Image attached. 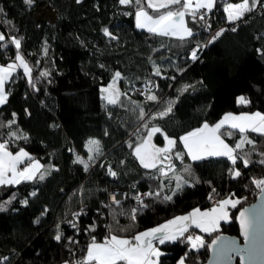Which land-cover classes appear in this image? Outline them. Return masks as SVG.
I'll use <instances>...</instances> for the list:
<instances>
[{
    "label": "trees",
    "instance_id": "obj_1",
    "mask_svg": "<svg viewBox=\"0 0 264 264\" xmlns=\"http://www.w3.org/2000/svg\"><path fill=\"white\" fill-rule=\"evenodd\" d=\"M242 1L218 0L209 11L207 28L201 26L205 18L196 17L193 22L191 13H186L185 26L196 35L181 38L136 28L139 8L134 2L32 0L29 5L25 0H0L4 9L0 20L5 21L0 24V33L5 35L0 62L15 61L17 50L10 41L22 38L19 52L32 70L27 77L17 68L14 78L5 83L0 143L11 151L25 149L45 173L44 181L38 180V172L33 181L0 185V264H74L84 260L93 237L96 242L112 235L133 239L192 208H210L226 198L240 201L235 209L230 208V220L213 233L200 231L197 235L204 244L197 249H191L186 237L159 246L165 253L161 264H177L181 257L185 264H202L218 234L239 236L238 210L254 200L260 190L256 182L264 174L260 163L264 134L232 130V135H222L235 151V164L227 157L193 162L184 156L181 160L174 153L186 152L179 139L182 135L205 122L213 125L228 112L264 115V0H248L252 11L230 23L225 6ZM147 4L141 0L139 7L151 15ZM47 8L55 11L52 21L38 16ZM170 9L177 10V6ZM105 28L116 39H109ZM221 30L214 43H207L211 32L215 35ZM197 45L206 47L198 48V59L193 62L191 52ZM156 68L161 69L159 76ZM44 71L49 76L40 78ZM116 72L121 74L118 79ZM114 81L121 103L110 105L103 90ZM149 87L151 91H145ZM150 94L158 100L148 101ZM241 96L248 100L246 105L237 103ZM169 101L174 102L172 112L159 116ZM139 107L154 119L141 118ZM153 126L161 128L153 136L156 143L163 144L164 136L176 141L171 169L167 163L145 169L129 147L130 142L145 138ZM137 130L139 136H134ZM24 136L28 139L23 140ZM90 140L99 141L103 156L85 171L73 161L76 156L87 160ZM109 167L117 173L115 177L108 174ZM161 167L167 175L161 174ZM185 167H190L192 176ZM236 171L240 177H235ZM177 177L187 181L178 193ZM112 188L128 190L119 205L107 200ZM149 192L161 195H146ZM139 193L144 195L143 209L134 205ZM168 195H173L172 201L163 199ZM133 208L135 220L130 218ZM58 231L60 241L55 239Z\"/></svg>",
    "mask_w": 264,
    "mask_h": 264
},
{
    "label": "snow or ice",
    "instance_id": "obj_2",
    "mask_svg": "<svg viewBox=\"0 0 264 264\" xmlns=\"http://www.w3.org/2000/svg\"><path fill=\"white\" fill-rule=\"evenodd\" d=\"M27 4H31L32 0H25ZM139 8L135 12V27L141 30L146 29L148 33L158 34L161 36H180L181 38L193 37L196 35L192 30L185 26V14L191 13L193 22L196 21V17L200 15V9L212 10L213 0H197L195 8L192 7V0H148L147 7L152 9V14L150 15L148 11L144 10L143 7H139L141 0H119L121 5L132 4ZM177 6V10L173 11L170 6ZM165 9L166 11H160ZM227 12V19L229 21H239L245 13H250L252 8L248 6V0H244L243 3L238 4H228L224 9ZM4 9L0 7V14H3ZM207 15L204 13L201 15ZM5 23V21L0 20V24ZM7 23H11L7 21ZM204 28L208 27L207 23L201 25ZM235 31V28L231 29ZM104 33L109 37V39H116L107 28H105ZM217 32L208 41L209 44L214 43L221 35ZM21 39H13L10 41L11 44L15 45L17 50L15 55V61L17 64H9L7 67H0V105L5 103L7 97L4 95L5 82L13 77V73L17 68L23 69V74L26 76L32 75V70L29 68L28 64L25 62L23 56L20 55L19 49L21 46ZM5 41V35L0 33V42ZM206 45H197V48H203ZM47 52V48H45ZM198 59L197 51L193 50L191 52V60L195 62ZM39 65H37L38 67ZM103 67V66H102ZM156 75L159 76L161 69L156 68ZM120 72L115 73V77L120 78ZM40 78L48 77L49 72L44 71L39 73ZM113 85L109 88L104 89V92L109 93L105 97L107 104L117 105L121 103L119 98V93L116 92ZM189 86L185 85L184 88L187 89ZM145 91H151V88H146ZM146 99L148 101L156 102L158 100L157 95L150 94L147 95ZM164 103V101H160ZM173 101L168 102V106L164 111L158 113L159 116H167L168 113L172 112ZM237 103L240 105H246L248 100L241 96L238 97ZM149 116L150 119H154L149 113H146L143 107H139V116L141 118ZM9 123H12L9 121ZM225 125H230L228 129H225ZM0 127H3V122L0 121ZM143 127H148L144 124ZM232 130H238L239 133H245L246 130H251L253 133L264 134V115L256 112L252 115L242 114V115H232L231 113L225 115L219 123L214 126H209V123L205 122L201 128H197L194 131L181 136L179 139L182 141L186 152L176 151L174 155L178 159H183L184 156H189L191 161L198 162L202 161L207 157H227L232 164L237 161V156L233 155L234 149L230 148L222 139V135H232ZM161 132L160 127H151L146 134V138H139L138 143H129V147L134 149V154L139 158L140 164L143 165L145 169H157V165H163L167 163L169 169L172 168V155L173 148L176 147V141L164 136L166 140V146L163 148L156 147L152 143L153 136ZM15 132H12V136H16ZM134 136H139V130L134 133ZM23 140H27L28 137H22ZM88 151L91 153L87 156V160L82 159L80 156H76L73 163L83 165V169L88 171L90 164L95 163L98 157L103 156V151L99 146V141L90 140ZM242 143H237L236 148L239 149ZM250 143V141H249ZM8 145L6 143H0V185H19L21 181H33L37 178V173L40 172V165L38 163H33L32 157L29 156L23 148H21L15 155L7 150ZM249 161L245 160L244 164L247 166ZM264 164V160L260 161ZM20 165H24L22 170ZM102 166V165H101ZM162 175H167L164 173L163 167L159 169ZM184 171L192 176L190 172V167H185ZM108 174L115 177L116 172L112 171L111 167L108 168ZM235 177H240L241 173L239 171L235 172ZM39 181L45 180V173L40 172L38 176ZM176 192L178 193L183 185L187 184L186 180H182L180 177L176 178ZM258 186H261L264 190V181H257ZM104 191H107L105 189ZM215 193L216 190L212 189ZM32 196L36 195V192L31 193ZM146 195H156L159 197L160 192L156 193H146ZM175 195V193H174ZM15 198V195L14 197ZM166 201H172L173 195H168L163 197ZM136 201H142V197L137 195L135 197ZM113 201L115 204L119 205L121 202L116 200L113 196ZM11 203V201H9ZM22 204H27V200H22ZM239 200H221L218 207L211 208L210 211L201 212L200 209H194L192 213L188 216H176L172 220H168L166 223L160 224L158 227H153L148 231L141 232L135 235L133 240L119 238L116 235H112L110 238H106L103 243H97L95 237H93L92 242L87 246V256L86 260H76L74 264H161L162 257L165 253L160 247H154V241L158 242L159 246H166V242H175L178 238H184L186 234L189 233L188 224L194 225L195 228L201 229L203 233H213L217 230L221 221H226L229 216L227 211V206L230 204L233 209L239 204ZM2 210V209H0ZM83 211V210H81ZM131 214V219H136V209L133 208ZM247 211V209L245 210ZM127 213L121 212L120 215H125ZM255 214V211L254 213ZM245 212L240 213V223L241 227L244 229V236L246 240V246L240 247L234 239L225 238L222 236H217L212 244L218 245L215 249L217 257L221 261L231 260L229 256L230 252H236L239 254L242 261H252L254 258L258 257L262 251L258 244V234L256 226L253 225L252 219L245 220ZM113 220H116V214L113 213ZM187 222V223H186ZM39 223V220L36 221ZM73 228L76 227L75 224L71 225ZM59 227V225L57 226ZM111 227V225L109 226ZM62 233L57 232L55 239L60 241ZM187 242L191 243V249H197V246H203L204 241L200 236H196L195 239L191 234L186 236ZM75 243V241H73ZM71 251V250H69ZM191 251V250H190ZM181 261L184 257L180 258Z\"/></svg>",
    "mask_w": 264,
    "mask_h": 264
},
{
    "label": "water",
    "instance_id": "obj_3",
    "mask_svg": "<svg viewBox=\"0 0 264 264\" xmlns=\"http://www.w3.org/2000/svg\"><path fill=\"white\" fill-rule=\"evenodd\" d=\"M148 2V0H147ZM264 181V174L262 176V180ZM259 192L255 196L254 200L243 206V208L238 210V214L236 216V224H238V234L237 235H229L226 233H220L218 236H222L229 239H234L236 243L240 247L246 246V240L244 236V229L241 227L240 223V213L245 212V220L248 221L252 219L253 225L256 226L257 234H258V244L261 247L262 251L260 252L259 256L254 258L252 261H242L239 254L236 252H230L229 256L232 258L231 260L221 261L216 254L215 249L218 245H213L212 242L209 245V254L208 259L203 262L202 264H264V190H262L261 186L259 187ZM247 209V211H245ZM255 211V214H253ZM215 237L213 240H215ZM212 240V241H213Z\"/></svg>",
    "mask_w": 264,
    "mask_h": 264
},
{
    "label": "rangeland",
    "instance_id": "obj_4",
    "mask_svg": "<svg viewBox=\"0 0 264 264\" xmlns=\"http://www.w3.org/2000/svg\"><path fill=\"white\" fill-rule=\"evenodd\" d=\"M218 0H213V8L215 7V5H216V2H217ZM196 2H197V0H192V7L193 8H195V4H196ZM244 1H242V2H237V3H234V4H238V3H243ZM228 4H232V3H228ZM227 4V5H228ZM227 5L225 6V8L227 7ZM248 6L249 7H251L252 5H250V3H248ZM213 8H212V10H213ZM175 11V10H174ZM206 11H207V15H205V21H206V23H207V21H208V23L210 22V20H211V16H210V14H209V11L210 10H207L206 9ZM226 13V15H227V12H225ZM245 15H246V13H245ZM244 15V16H245ZM38 16L40 17V18H42V19H45V20H47V21H52L54 18H55V11H53L52 9H50V8H47V9H44V10H40L39 11V13H38ZM243 16V17H244ZM198 18H201L200 16H197ZM242 17V18H243ZM204 19V18H203ZM229 21V20H228ZM230 23H234L235 24V22H237V21H229ZM146 30V29H145ZM17 61H8V62H6V63H1L0 62V67H7L9 64H17L16 63ZM30 68V67H29ZM17 70V69H16ZM28 77V76H27ZM7 82V81H6ZM5 82V83H6ZM109 88V87H108ZM114 88H115V90H116V92H118V89H116V87L114 86ZM107 89V88H106ZM4 90H5V87H4ZM104 93L105 92H103V96H104ZM4 95L7 97V94H6V91H4ZM107 95H109V93H107L106 92V94H105V96L104 97H106ZM229 113H231L232 115H242V114H248V115H252V114H254V112H250V113H239V114H237V113H232V112H228V113H226L225 115H227V114H229ZM262 114V113H261ZM225 115H223L220 119H218L217 120V122L216 123H219L220 122V120H222L223 119V117L225 116ZM263 115V114H262ZM216 123H214L213 125H215ZM225 127H227V128H229L230 127V125H225ZM247 131V130H246ZM146 138V137H145ZM169 138V137H168ZM170 139H172V138H170ZM173 140H175V139H173ZM152 143L156 146V147H160V148H163V147H165L166 146V140L163 142V144H158V143H156L155 142V140L154 139H152ZM233 148V147H232ZM7 150H8V148H7ZM9 152H11V150H8ZM19 151V150H18ZM233 155H235V151H234V153H233ZM226 199H228V200H236V198H226ZM218 203H220V202H214V204H218ZM213 204V205H214ZM156 227V226H155ZM148 230V229H147ZM146 231V230H145ZM142 232H144V231H142ZM189 232H190V234L191 235H193V233H192V231H190L189 230ZM141 233V232H140ZM197 236H199V235H197ZM186 237V236H185ZM119 238H121V237H119ZM125 239H129V240H132V239H130V238H126V237H124ZM194 239H195V237H193ZM104 241H102V242H97V243H103ZM158 245V244H157ZM190 245H191V243H190ZM154 247H159V245L158 246H156V243H155V241H154ZM200 247V245H198L197 246V248H199ZM86 252H87V250H86ZM87 254V253H86ZM87 256V255H86ZM177 264H185V261L183 260V261H181V259L177 262Z\"/></svg>",
    "mask_w": 264,
    "mask_h": 264
},
{
    "label": "crops",
    "instance_id": "obj_5",
    "mask_svg": "<svg viewBox=\"0 0 264 264\" xmlns=\"http://www.w3.org/2000/svg\"><path fill=\"white\" fill-rule=\"evenodd\" d=\"M172 10V9H171ZM174 11V10H173ZM178 37H180V36H178ZM254 113H256V112H254ZM261 114V113H260ZM262 115V114H261ZM203 125H201V127H202ZM210 127L211 126H214V125H209ZM201 127H199V128H201ZM197 129V128H196ZM195 129V130H196ZM194 131V130H193ZM191 132V131H190ZM187 133H189V132H187ZM187 133H185V135L187 134ZM183 136V135H182ZM222 138V137H221ZM223 139V138H222ZM225 142V141H224ZM181 143H182V141H181ZM226 143V142H225ZM227 144V143H226ZM228 145V144H227ZM182 146H183V143H182ZM229 146V145H228ZM183 148H184V146H183ZM230 148H232V147H230ZM185 149V148H184ZM9 150V149H8ZM25 150V149H24ZM26 151V150H25ZM134 151V150H133ZM185 151H187L186 149H185ZM16 152H18V151H11V153L13 154V155H15L16 154ZM27 152V151H26ZM30 156V155H29ZM31 157V156H30ZM189 157V156H188ZM190 158V157H189ZM137 159H138V161H139V158L137 157ZM191 159V158H190ZM31 162H33V163H38L39 165H40V170H41V168H42V166H41V164L38 162V160L37 159H33L32 158V161ZM24 165H20V166H18V167H20L21 168V170H22V167H23ZM225 200V199H224ZM237 200V199H236ZM219 206V203L218 204H214V205H212V206H210V208H206V209H202V208H198V209H200V211L201 212H204V211H210L211 210V208H213V207H218ZM230 208H231V205L229 204L228 206H227V211L229 212V210H230ZM194 209H197V208H192V209H190V210H188V212H186V213H184V214H180V215H178V216H188V215H190L191 213H192V211L194 210ZM175 218V217H174ZM174 218H171V219H168V220H172V219H174ZM167 220V221H168ZM230 220V213H229V216H228V219L226 220V221H221L220 222V225L218 226V228L217 229H219L220 228V226L222 225V222H227V221H229ZM167 221H165V222H163V223H166ZM163 223H161V224H163ZM187 223V222H186ZM160 224H158V225H156V227H158ZM187 226H189V230L190 231H192V233H193V237H196L197 236V234L201 231L202 232V230L201 229H197V228H195V226L194 225H191V224H188ZM149 229H151V228H149ZM148 229V230H149ZM147 229H146V231H148ZM138 234H140V233H138ZM138 234H136V235H138ZM134 239V238H133ZM132 239V240H133ZM155 243H156V246H158L157 245V243L158 242H156L155 241ZM87 253V252H86ZM86 255L87 254H85V257H84V260H86Z\"/></svg>",
    "mask_w": 264,
    "mask_h": 264
},
{
    "label": "built area",
    "instance_id": "obj_6",
    "mask_svg": "<svg viewBox=\"0 0 264 264\" xmlns=\"http://www.w3.org/2000/svg\"><path fill=\"white\" fill-rule=\"evenodd\" d=\"M199 13H200V15H198V16H200L201 17V15H203L204 13H207V11H206V9H200L199 10ZM203 18H205V15L203 16ZM211 21V20H210ZM210 23V22H209ZM207 24H208V21H207ZM215 33V32H214ZM214 33H210V37H209V40L211 39V37L212 36H214ZM208 40V41H209ZM208 41H207V43H208ZM207 43H205V44H207ZM194 50H198V48L197 47H195L194 48ZM132 189V188H131ZM137 195H140L141 197H142V200H143V198H144V195L143 194H137ZM107 196H108V198H107V200H108V202L109 203H111V202H114L113 201V196H115L116 197V200H119V201H122L123 199H125V198H127L128 197V190H118V189H115V188H112L111 189V191H109L108 193H107ZM115 203V202H114ZM134 205L135 206H137V207H139V208H144L145 206L143 205V203H142V201H136L135 200V198H134ZM188 234H190V232L188 233ZM188 234H186L185 236H187ZM158 244V243H157Z\"/></svg>",
    "mask_w": 264,
    "mask_h": 264
}]
</instances>
